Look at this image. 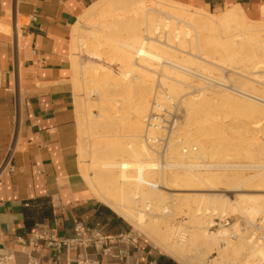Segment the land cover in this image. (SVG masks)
Wrapping results in <instances>:
<instances>
[{"label":"crops","instance_id":"crops-1","mask_svg":"<svg viewBox=\"0 0 264 264\" xmlns=\"http://www.w3.org/2000/svg\"><path fill=\"white\" fill-rule=\"evenodd\" d=\"M99 0H0V256L11 264H160L171 256L89 192L80 170L70 52L74 24ZM198 9L238 6L264 19V0H170ZM134 241L60 247L74 225ZM173 260V259H172ZM179 264L175 259L173 260Z\"/></svg>","mask_w":264,"mask_h":264},{"label":"rangeland","instance_id":"rangeland-1","mask_svg":"<svg viewBox=\"0 0 264 264\" xmlns=\"http://www.w3.org/2000/svg\"><path fill=\"white\" fill-rule=\"evenodd\" d=\"M101 1L84 9L72 30L70 43L72 92L76 111L77 106L82 107L81 114L78 116L77 113L81 173L89 188L92 186L97 190L113 192L111 185L102 178L107 172L106 169L101 168L100 163L120 157L111 152L113 144L127 147L128 126L137 105L134 88L136 81L138 78L144 79L151 86L148 111L156 91L160 100H163L165 95H173V93L169 91L166 84L170 78L164 77L162 63H148L150 69L130 67L126 75L123 74L125 69L119 66L118 60L120 41L129 35L123 27L126 20H120L116 15L122 12V7L116 3L102 5L95 9L94 6ZM179 6L198 9L185 5ZM199 10L219 14L225 9ZM246 17L251 24H264V19L252 20L247 15ZM130 30L132 31L131 28ZM205 33V41L201 40L198 45L194 44L191 48L184 49L185 52L169 50L162 54L176 60L188 70L194 71L168 69L166 75L172 77L178 75V78L183 80L180 89L173 95L177 99L176 104L185 95L201 93L200 97L203 99L201 108L214 116V123L219 133L216 136V142L212 143L214 150L200 156L199 153L197 155L200 148L194 144V149L188 147V152L182 153V148L190 136L180 129L184 117L177 116V120L181 122L179 121L177 130L173 129L170 134L167 146L156 148V151L147 148L152 159L158 162H178L185 159L207 166L193 167L191 170L181 167L170 168L168 171L178 174V178L169 181L167 188L161 187V182H158L159 186L155 189L160 190V197L152 198V201L157 207L164 202L168 212H172V221L188 228V232H191L196 223H200L209 216V214L201 217L197 215L195 210L197 206L216 211L213 215V223L216 221L218 224L209 226V229L226 228L234 231L232 227L235 225L239 228L240 233L235 231L236 234L230 238L236 244V248L231 250L229 255L240 262L245 256V248L238 243L239 234H242V231L254 232L256 237L263 236L261 240L264 244V229H262L264 225L261 226L258 223L260 216L255 214L257 211L264 210V173L253 175L263 167L242 166L248 164L264 166V94L251 89L246 90L228 76L231 66L240 63L237 51L230 53L224 51L222 43L225 33ZM90 52L98 53L100 58L96 60L91 58ZM97 60H100L101 65L91 62ZM196 73L207 78H202ZM196 125L197 123L193 121L190 128L194 129ZM175 139H179L180 142H176ZM190 152L193 156L186 158L185 155ZM127 157L124 156V158ZM216 164L228 166L223 168L211 166ZM184 172L215 174L216 176L210 178L207 183H200L202 187L212 186L215 190L186 189L191 187L192 183L180 178ZM232 173L242 174V177L227 186L218 180L222 174ZM198 184L199 181L194 183V185ZM252 208L256 210L252 215L255 226L249 227L245 217L250 215ZM152 209H154L153 206ZM221 209L226 211L225 217L229 219L226 225L218 222L219 218L224 217L220 216ZM128 226L156 247L155 236L153 237L155 232L148 235L130 223ZM215 252L204 250L198 259L208 262L210 255L213 253L216 255L217 252ZM194 255L196 252H192L187 258L189 260L191 258L196 263L199 262L198 259L195 260ZM262 261L261 264H264V260Z\"/></svg>","mask_w":264,"mask_h":264},{"label":"bare ground","instance_id":"bare-ground-1","mask_svg":"<svg viewBox=\"0 0 264 264\" xmlns=\"http://www.w3.org/2000/svg\"><path fill=\"white\" fill-rule=\"evenodd\" d=\"M112 3L122 7V12L116 15L120 20H126L123 27L129 34L126 39L120 41L118 64L125 69L123 74L126 75L130 67L150 69L148 63H162V68L165 71L164 77L170 78L166 84L174 95L180 89L183 80L178 78V75L176 77L166 75L168 69L194 71L188 70L184 65L162 53L169 50L185 52L184 49L191 48L194 44L198 45L201 40L205 41V32H224L222 43L224 51L226 53L237 51L240 63L231 66L228 76L240 83L242 88L264 94V24H251L240 7H227L221 13L213 14L199 9L185 8L179 6L182 4H176L170 0H102L94 8ZM182 38L185 40L183 41ZM90 56L95 60L100 58L96 52H90ZM91 62L101 65L100 60ZM197 75L207 78L200 74ZM134 88L137 105L128 126L127 147L113 144L111 152L113 151L115 156L119 155L120 157L100 163L101 168L106 169L107 172L102 178L111 185L113 192L97 190L91 186L90 194L123 217L133 227L140 229L141 232L148 233V235L155 232L153 237L155 236L156 247L179 264H261L264 260V244L261 240L263 236L256 237L254 232L246 233V231L239 234L238 243L245 248V256L243 261L238 262L230 257L229 252L236 248V244L230 238L236 233H240L238 232L239 228L235 225L232 227L234 231L226 228L210 230L209 226L214 225L213 215L216 211L197 206L195 209L197 215L201 217L209 214V216L200 223H196L190 230L191 232H188V228L172 221V212H168L164 202L158 207L154 204L152 198L160 197V190L155 189L159 186L158 182H161V187L167 188L166 185L169 181L178 178V174L168 171L170 168L181 167L191 170L193 167L207 165L185 159L178 162H158L152 159V155L146 147L144 134V118L148 115V98L151 86L144 79L138 78ZM173 95L167 94L164 97L165 100L168 99L169 106L176 103L177 99ZM200 96V92L185 95L180 98V105L178 103L176 107L177 114L184 117L180 129L190 136L184 147L193 149L194 144L198 145L200 152H197V155L199 153L201 156L214 150L212 143L219 133L214 123V116L201 108L203 99ZM81 108L77 106L78 116L82 112ZM114 113H116L115 110ZM179 121L174 120L173 129L177 130V126L181 122ZM193 121L197 123L194 129L190 128ZM190 155L193 156L190 152L185 157L191 158ZM124 156L128 157L124 158ZM211 166L223 168L228 165ZM242 166L263 167L260 171L254 172V176L264 173V166L259 164ZM215 176L210 173L193 172L188 174L184 172L180 178L192 183L191 187L186 189L213 191L214 187H202L200 183H207L210 178ZM240 177L242 174L239 173L222 174L218 180L227 186ZM196 181H199L198 185H194ZM255 211L252 208L250 215L245 217L249 227L255 226L254 217H252ZM225 212L224 209H221L220 216L225 217ZM255 214H259L258 223L263 226L264 210L257 211ZM202 250H213L217 253L210 255L206 262L198 259L199 255L203 253ZM192 252H196L194 257L199 262L196 263L191 258L190 260L187 258Z\"/></svg>","mask_w":264,"mask_h":264},{"label":"built area","instance_id":"built-area-1","mask_svg":"<svg viewBox=\"0 0 264 264\" xmlns=\"http://www.w3.org/2000/svg\"><path fill=\"white\" fill-rule=\"evenodd\" d=\"M157 93L158 91L154 93L148 115L144 118L146 147L153 151H156V148L160 149L167 146L170 141V134L173 132L174 120L178 121L177 116H180L177 114L176 103L169 106L168 99L160 100ZM175 141L180 142L179 139H175ZM187 150V147L182 148L183 153L188 152ZM228 221L229 219L227 217L218 219V222L222 225L228 224ZM214 224L218 223L214 221ZM134 237L132 231H128L124 234H108L100 229H88L79 222L74 225V234L71 237H51L50 240L57 250L62 246H81L82 248L92 246L95 249L101 250L102 253L108 254L113 241L128 240L133 242ZM0 264H11L9 262V257L0 256ZM28 264L38 263L37 261H30ZM77 264H87V259H78Z\"/></svg>","mask_w":264,"mask_h":264},{"label":"trees","instance_id":"trees-1","mask_svg":"<svg viewBox=\"0 0 264 264\" xmlns=\"http://www.w3.org/2000/svg\"><path fill=\"white\" fill-rule=\"evenodd\" d=\"M160 264H177L170 258H164L163 260H160Z\"/></svg>","mask_w":264,"mask_h":264}]
</instances>
